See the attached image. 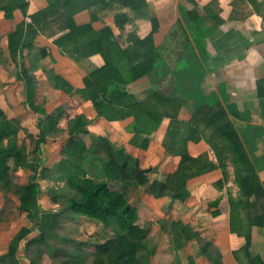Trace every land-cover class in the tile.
Instances as JSON below:
<instances>
[{"label":"trees","instance_id":"trees-1","mask_svg":"<svg viewBox=\"0 0 264 264\" xmlns=\"http://www.w3.org/2000/svg\"><path fill=\"white\" fill-rule=\"evenodd\" d=\"M71 1L49 0L46 11L30 15V23L21 21L7 34V49L17 70L16 78L23 84L24 102L40 118L37 137L28 148L19 142L20 123L9 119L0 108V192L5 197L9 193L14 195L16 209L31 223V226L19 227L12 236L6 252L0 254V264H20L17 256L20 244L34 229L37 234L23 247L30 264H41L43 251L51 257L52 264H150L155 245L149 229L139 224L137 208L128 201L130 190L143 188L155 198L168 197L185 202L190 196L188 180L213 169H220L222 173L214 183L218 190L225 187L231 175L237 189L235 194L232 189H226L229 230L244 238L238 249L244 258L237 251L232 252L237 264H264L260 256L250 254L251 228L264 227V186L246 150L243 132L236 125L237 115L226 104L205 95L200 88L201 80L197 75L200 56L194 36L197 30H189L186 26L197 23L198 5L188 0L193 2V8L178 19L173 35H181V40L170 54L172 59L168 49L154 44L153 35L158 31L159 23L156 16L149 15L145 0H80L84 5L102 3L112 8L116 2L118 7L128 8L131 17L123 13L114 15L115 24L120 27L135 18L150 20L149 33L141 38L129 32L125 46L107 26L94 30L90 23L76 25L71 16L66 15ZM58 2L64 8L63 13L54 9ZM2 8L4 17L10 19L16 8L26 15L27 4L8 0ZM47 15L68 28L55 42L74 62L81 63L94 54H100L103 59L101 66L86 71L80 88H74L61 75L45 70L52 87L90 102L94 118L121 121L131 117L132 122L127 126L131 133L128 143L143 150L147 149L150 136L162 120L168 119L162 146L167 155L179 160L175 170L163 181H149L150 168H141L136 157L107 135L90 132L88 126L94 118L85 113L70 118L66 129L45 128L47 113L34 99L36 80L33 72L37 59L44 58L47 52L43 48L34 49L33 41L41 23H46ZM25 49L30 54L29 67L24 63ZM33 51L35 53H31ZM142 77L147 78L149 86L145 95L139 98L128 86ZM184 106L190 110L187 121L178 117ZM57 112L56 118L61 117L62 110L57 108ZM85 135H89V144ZM48 136L65 137L61 157L51 167L44 166V159L40 157V144ZM201 140L213 152L215 162L207 153L195 157L189 154L188 142ZM19 169L32 172L25 184L15 183L11 178L12 172ZM40 180L51 183L47 189L50 202L58 209L45 208L40 203ZM219 200L220 197L216 198L214 204ZM212 214L216 216L219 212L214 210ZM79 218L97 224L98 231L108 236L102 241L98 237L79 239L72 232L59 231L63 223ZM171 236L178 246L192 239L201 240L197 231L179 221L173 223ZM67 243L92 246L94 250L86 253ZM209 246L203 242L200 245L203 256L211 264H224L218 249L212 250Z\"/></svg>","mask_w":264,"mask_h":264},{"label":"crops","instance_id":"crops-1","mask_svg":"<svg viewBox=\"0 0 264 264\" xmlns=\"http://www.w3.org/2000/svg\"><path fill=\"white\" fill-rule=\"evenodd\" d=\"M6 1L8 0H0V45L2 44L5 46V53L8 56L9 60L12 61L7 49V34L9 32H12L15 29L16 25L21 21L30 23V15L46 11L49 0H19L20 3L25 2L27 4L26 15H24L19 8H16L15 10H13L12 18L10 19L4 17L2 5H4ZM145 1L147 4L146 8L149 15L156 16L159 23L158 31L153 35L154 44H163V46H165L164 39L161 43L157 41V33L162 29L164 25L167 26V29L170 28V30H174L175 28H177V25L175 27V22L178 20L179 16L178 14H176L175 10H177L178 13L181 12L184 16L186 15V12L188 10H191L193 8V2L188 0ZM193 1L198 5L197 23H189L186 24V26L188 25L187 29L192 30L195 28V30H197V32L193 34L197 42V48L200 56V66L197 70V75L201 80L200 88L205 95H208L210 98H215L216 101H220L223 104H226L228 108L237 115L236 125L243 132V138L246 142V150L255 165V169H264V0ZM59 4L60 3L58 2L54 9L56 8L57 13H63L64 8ZM109 6L110 5L104 6V4L102 3L96 5H84L83 2L80 3V0H72L71 5L66 9L69 14L66 13V15H70L76 25H84L90 23L94 30H99L105 26L109 27L113 34L118 36L119 42L123 46L128 44L127 36L129 32H134L141 38L149 33L151 29V23L147 18H135L130 20V22L123 24L122 27L117 26L114 20L115 14L123 13L131 17L132 13L128 8L118 7L116 2L112 8H110ZM51 17L48 18L47 15V17L45 18L46 23H41L39 27L40 31L33 41L34 49L43 48L47 52L44 58L37 59L36 70H34L33 75L37 73L39 69H41L43 70V74L45 76V79L47 80L44 71L52 70L43 67V63L49 61V63H52L53 66H55L52 71L53 73L61 75L63 78L69 81L74 88H80L83 86L82 78L84 77L85 73L81 72V75L75 73L74 68L70 64L74 63V61L66 54H64L55 42L56 39H58L61 35L68 31V28H66L64 25H61L54 19H51ZM2 52L3 51H1L0 54ZM31 53H35V51ZM23 55L24 63L27 67H29L30 54L28 53V50L25 49L23 51ZM81 62H88L87 65L94 64V67H99L103 64V59L100 54H94L92 56H89L88 58H85ZM12 63L14 64L13 61ZM16 72L17 70L15 69V76ZM73 75L76 77V79ZM143 80L147 81V84L149 86L146 77H142L132 84ZM132 84H130L129 86H131ZM148 86H145V89L136 92H132L130 90L129 91L134 93L137 97L142 98V95L146 93ZM39 87L40 86L36 81V93H38L37 90H39ZM48 88H52L51 90H53L52 92L55 95L63 94L70 99L76 100L78 102H84V100H82L77 95L68 96L62 91L55 89L49 82ZM43 107L46 110V107ZM184 108L187 107L184 106L180 110L178 117L182 120L187 121L190 118V113L186 112V109ZM87 110V114L83 111H78L77 114L85 113L89 118H94L95 112L92 107ZM131 122V117L121 121H107L104 118L99 117L94 118L93 122L88 126V130H91V127L97 124V126L103 125L102 128L107 129L109 132V134L106 132L104 135H107L111 139V141L115 142L117 145L123 146L132 156L136 157L141 168H145V166L141 164V161L139 159L142 156H144V159H146L147 156L151 155L152 153L158 152H160L162 156H166L167 162L165 163V165L168 163L167 166L170 167V169H162L163 175H160L159 178H153L152 180H150L149 178V174L151 172L148 173L149 181H163L167 174L175 170L179 160L178 157L167 155L162 146V139L168 124V119L164 118L159 128L150 136L148 147L145 150L131 146L128 143L131 133H128L126 131V126L130 125ZM116 126L119 127L117 130L115 128ZM115 134L118 137H121L123 141L118 140L117 142L116 140H114L112 136L116 137ZM127 146L131 147V149H129ZM155 148H157L156 150L158 152L155 150ZM187 149L191 156L195 157L203 153H207L212 161H216L213 152L210 150L209 146L202 140L199 142L189 141L187 144ZM142 152L146 155L142 154ZM41 154L42 147L40 144V157L42 158ZM45 158V156L42 158L44 159V166H46ZM160 170L158 169V172ZM25 171L29 170L19 169L17 171H14V173ZM229 171L231 173L230 167ZM262 172H264V170ZM152 173L156 174L157 171L155 172V170H153ZM257 173L260 180L262 181V175L264 177V173H262L261 175L258 170ZM221 177V170L213 169L207 173L189 179L187 182V188L191 194V190L189 187V184L191 182L196 181L202 183L201 185H203V183L206 184L207 180L215 181L220 179ZM228 182L232 183V175L230 176V180ZM232 185L234 186L233 183ZM235 191L236 187L235 190H232V193H235ZM161 198L163 199L167 197ZM220 205L222 206H220V209H215L219 212V214L214 216L211 213L213 216L212 218L217 221H224V225H226L228 228L227 231L230 232L229 204L227 201V197L224 196L223 199H221ZM253 228L261 229L264 227L253 226L251 228V246L253 241ZM230 235H234L236 238L242 239L244 243V238L242 236H237L234 233H231ZM8 242L3 253H5L7 250ZM22 242L20 244L17 256L19 260L21 255L23 257L22 259L24 262L20 260V264H30L28 259L25 257L23 250L26 241ZM243 243H239L237 246L233 247V249L231 250V254H233V251H237L238 255H241L242 257H240L244 258V255L240 251H238ZM218 251L221 254L219 248ZM250 254L252 256L258 255L262 259H264V257L257 253L253 254L251 247ZM232 258L233 260H235L234 254ZM222 260L223 263L226 264L224 261L225 257L223 259V254Z\"/></svg>","mask_w":264,"mask_h":264},{"label":"rangeland","instance_id":"rangeland-1","mask_svg":"<svg viewBox=\"0 0 264 264\" xmlns=\"http://www.w3.org/2000/svg\"><path fill=\"white\" fill-rule=\"evenodd\" d=\"M175 11L180 18L182 13H178L177 10ZM177 21L175 22V27ZM175 29H167V26L164 25L156 35V39L159 43L163 42L164 39L165 46H161L160 48H163L164 50L168 49L170 51L169 53L167 52L168 56L172 59L174 57L170 54L173 49L175 50L178 45L177 43H180L181 40V35H173ZM1 51L3 52L0 54V108L9 119L20 122L21 130L18 133L19 142H23L28 148H31L34 142L33 140L36 139L38 134L37 122L40 116L38 113L31 110L24 102L23 84L18 78H16V68L6 55L5 46L2 44L0 45V52ZM70 64L74 68L75 73H78L79 75L82 74L81 72L86 73L89 68L94 67V64L87 65L88 62H74ZM43 67L53 71L55 66H53L52 63H49V61H46L43 63ZM34 76L40 86L39 90H37L38 93H35L34 99L38 105L46 107L47 114L45 117V128L48 127V130L56 126L66 129L68 120L75 116L78 111L86 113L88 111L87 109H90L91 106L89 102H78L63 94L55 95L52 92L53 90H51L52 88H48V82L45 79L43 70L39 69ZM74 78L76 79L75 76ZM145 86H148V84L147 81L143 80L129 86V90L136 92L145 89ZM144 95H142V97ZM57 108L61 109L63 112L59 118H56L58 114ZM184 109H186V112H190L188 108ZM97 125L92 126L89 131L99 135H104L106 132L109 134L107 129L102 128L103 125ZM115 128L117 130L119 127L116 126ZM126 131L130 133L127 126ZM30 135L32 137H30ZM112 137L117 142L118 140L123 141L121 137H118L117 135L116 137ZM64 139L65 137L61 136H48L45 141L41 143V156L42 158L44 156L46 157L45 163L47 167H51L53 163L60 159L61 147L65 143ZM84 139L87 144L90 143L89 135H85ZM127 147L131 149V147ZM156 149L157 148H155V150ZM142 154L146 155L143 152ZM139 159L145 168L148 167L151 169V173L149 174L150 180L153 178H159L160 175H163L162 169H170V167L167 166L168 163L165 165L167 162L166 156H162L160 152L152 153L147 156L146 159H144V156ZM158 169H161V172H158ZM153 170H155V172L157 171V173L153 174ZM257 170L261 175L264 173L262 172L264 169ZM31 175L32 172L30 171L18 173L13 172L11 178L15 183H25L30 180ZM216 181L217 180H207L206 184L203 183V185H201L202 183L200 182H191L189 184L191 194L185 202H179L168 197L163 199L155 198L145 192L143 188H133L130 190L128 201L131 205L137 208L140 216L139 224L149 229V236L152 237V242L155 245V252L150 257V264H211V262L203 256L200 251V245L202 242L210 245L209 247L212 250L219 248L221 256L223 254V259L225 257L224 261L226 264L237 263H235V260L232 258L233 254H231V250L239 243H243V240L236 238L234 235H230L231 233L227 231L228 228L224 225V221L213 219L211 214L215 209H220V201L224 196L226 197V189L230 188L235 190L236 186L234 185V187L231 182H228L222 190H218L214 186ZM40 182L42 186V193L39 196L40 203L45 208L58 209L56 205L50 202L49 190L47 189L51 183L43 180H40ZM262 182L264 184L263 175ZM219 197L220 200L218 204L215 205L213 201ZM177 221L184 225L191 226L193 231H197L200 234L201 240L192 239L188 242H182V246L175 244L172 240L171 234L173 223ZM22 225L31 226V223L26 219L23 212L16 209L15 196L9 193L8 197H5L0 192V253L4 252L7 242ZM98 229L97 224L89 222L84 218H79L74 221L63 223V227L60 228L59 231H64L66 233L72 232V235L79 239L98 237V239L102 241L105 236L108 235H105L104 232H99ZM35 234H37V231L34 229L24 241L35 236ZM252 234V253H257L264 257V228H253ZM59 242L60 241L58 240V243ZM68 245L69 247H73L76 250H81L86 253H91L94 250V247L92 246L79 247L72 245L71 243ZM43 253L44 256L39 262L42 264H52L51 257L46 252L43 251ZM22 258L21 255L20 260L24 262Z\"/></svg>","mask_w":264,"mask_h":264}]
</instances>
